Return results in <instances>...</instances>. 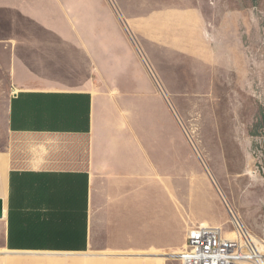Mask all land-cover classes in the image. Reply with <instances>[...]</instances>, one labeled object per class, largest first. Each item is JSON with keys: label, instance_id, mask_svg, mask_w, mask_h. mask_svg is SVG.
Masks as SVG:
<instances>
[{"label": "crops", "instance_id": "0c3cea01", "mask_svg": "<svg viewBox=\"0 0 264 264\" xmlns=\"http://www.w3.org/2000/svg\"><path fill=\"white\" fill-rule=\"evenodd\" d=\"M0 8L6 253L167 264L188 232V141L172 91L235 79V8L220 12L214 0Z\"/></svg>", "mask_w": 264, "mask_h": 264}, {"label": "rangeland", "instance_id": "374dc122", "mask_svg": "<svg viewBox=\"0 0 264 264\" xmlns=\"http://www.w3.org/2000/svg\"><path fill=\"white\" fill-rule=\"evenodd\" d=\"M214 1L220 12L235 8L237 49H242V56L237 58L234 80L230 74L216 89L172 91V109L188 141L187 215L183 220L187 229L200 222L229 226L232 215L226 198L237 217L262 242L264 0ZM3 17L0 8V21ZM242 38L243 44L239 43ZM2 222L0 218V264H10L13 258L20 259L18 264H57L67 259L65 255L6 253ZM166 261L180 264L169 257Z\"/></svg>", "mask_w": 264, "mask_h": 264}, {"label": "built area", "instance_id": "2783aa9c", "mask_svg": "<svg viewBox=\"0 0 264 264\" xmlns=\"http://www.w3.org/2000/svg\"><path fill=\"white\" fill-rule=\"evenodd\" d=\"M229 224H192L183 249L171 253L169 258L180 264H264L261 240L235 215Z\"/></svg>", "mask_w": 264, "mask_h": 264}, {"label": "bare ground", "instance_id": "6f19581e", "mask_svg": "<svg viewBox=\"0 0 264 264\" xmlns=\"http://www.w3.org/2000/svg\"><path fill=\"white\" fill-rule=\"evenodd\" d=\"M225 202H226L227 205L230 207V208H229V211H230V214L232 215V217H233V215H235L236 218H237L241 223H243L242 220H241L240 218L237 217L238 214L236 213V211L234 210V208L232 207V205L229 203V201L226 200V198H225ZM205 224H211V223H205ZM215 225H216V224H215ZM230 234H233V232L231 231ZM262 244H263V248H264V240H262ZM247 264H250V263L247 262ZM251 264H252V263H251Z\"/></svg>", "mask_w": 264, "mask_h": 264}, {"label": "water", "instance_id": "95a60500", "mask_svg": "<svg viewBox=\"0 0 264 264\" xmlns=\"http://www.w3.org/2000/svg\"><path fill=\"white\" fill-rule=\"evenodd\" d=\"M4 217V199L0 197V218Z\"/></svg>", "mask_w": 264, "mask_h": 264}]
</instances>
